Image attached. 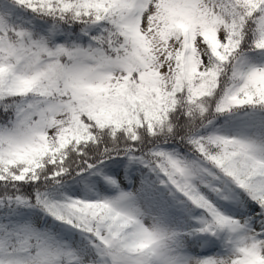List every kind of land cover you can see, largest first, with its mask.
Listing matches in <instances>:
<instances>
[{
	"label": "snow or ice",
	"instance_id": "obj_1",
	"mask_svg": "<svg viewBox=\"0 0 264 264\" xmlns=\"http://www.w3.org/2000/svg\"><path fill=\"white\" fill-rule=\"evenodd\" d=\"M0 264H264V0H0Z\"/></svg>",
	"mask_w": 264,
	"mask_h": 264
}]
</instances>
